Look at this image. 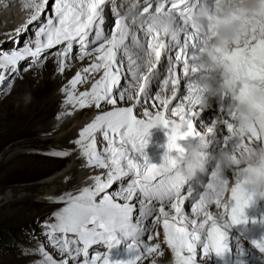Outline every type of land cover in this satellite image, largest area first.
<instances>
[{"label":"snow or ice","instance_id":"obj_1","mask_svg":"<svg viewBox=\"0 0 264 264\" xmlns=\"http://www.w3.org/2000/svg\"><path fill=\"white\" fill-rule=\"evenodd\" d=\"M109 3L116 18L114 30L106 33L105 6ZM222 3L223 0H143L140 8V0H135L128 12L121 15L115 11V0H54L51 5L49 0H24V6L32 10V15L25 26L17 30V35L27 31L28 24L41 21L46 9H50V14L45 16L35 30L34 38L23 48L0 49V70H3L0 71V83L8 80L12 72L26 71L33 64L42 67L48 55L57 57L61 74L70 70L73 60H87V65L82 64L63 89L66 93L64 103L74 109L94 107L99 111L80 130L73 143L88 167L106 170L94 176L93 186L83 188L78 195L65 193L58 198L65 201L66 206L54 213L56 223L47 225L48 235L52 245L66 258L57 261L44 253L43 264H110V250L124 239L131 240L128 247L136 252L127 264H140L146 255L161 247L159 243L149 244L141 239L146 231L150 232L143 227L149 216L162 226L164 242L171 249L175 264H203L211 260L213 254L217 264H223L233 251L232 240L237 250L235 264H246L243 258L246 250L240 242L243 236H231L234 226L249 222L245 209L251 198L242 190L240 178L231 189L230 199L209 200L207 189L211 188V183L202 192L187 189L186 194H182L185 183L178 181L171 171L176 162L171 153H182L181 140L200 137L205 147L209 145L193 123V117L198 115L194 110L200 105L192 96L201 77L192 62L196 59L194 53L204 50L202 45L206 41L203 37L212 32L214 15L208 16L207 30L202 33L192 22V13L202 6L211 13H218ZM160 13L174 18L171 33H162L153 27L151 21ZM244 23L251 34L248 38L231 49H211L222 67V72L217 75L230 76L235 85L229 95L232 103L225 104V98L220 99V111L231 122L229 119L221 121L226 125L228 135L216 142L222 143L221 150L230 149L227 151L233 153L234 158L249 145L264 141V17L246 19ZM133 26L143 32L146 44L137 38ZM130 34L131 46L126 43ZM163 37L170 38L167 44ZM131 47L138 51L133 54ZM53 48L57 49L55 53L45 55ZM121 52L123 55L118 59ZM162 54L167 57V65L158 69ZM125 56L133 83L126 81L121 86ZM23 61L29 63L21 69ZM177 66L186 89V94L180 96L181 78L177 76ZM161 72L166 73L163 78ZM194 75H198V79H192ZM89 80L90 87L81 90ZM153 80L159 82V91L150 105L155 111L145 108L143 118H138L134 108L141 104V98L144 101L151 99L149 85ZM177 99L181 102L172 106ZM119 101L134 103L119 107ZM245 101L257 111L255 124L246 129L237 128L234 126L235 106ZM105 105L111 106V110L105 111ZM154 127L167 130L166 151L159 165L151 163L145 152L149 130ZM207 132L212 133L213 127H208ZM98 133L107 145L102 150H98ZM71 154L70 150L47 153L59 158ZM242 172L264 175V169H239V176ZM215 174L212 170L210 178ZM69 179L65 178L66 181ZM186 201L191 202V217L184 210ZM210 205L217 209L215 213L209 210ZM134 212H138L135 222ZM57 233L62 236L58 237ZM69 234L75 238H70ZM155 235L159 237L160 233ZM153 238L152 234L147 236L148 241ZM250 243L261 254L257 258L264 264V238ZM98 244L105 245L108 251H97L90 256L89 249Z\"/></svg>","mask_w":264,"mask_h":264},{"label":"bare ground","instance_id":"obj_2","mask_svg":"<svg viewBox=\"0 0 264 264\" xmlns=\"http://www.w3.org/2000/svg\"><path fill=\"white\" fill-rule=\"evenodd\" d=\"M22 7H23V10L21 9ZM46 11H48V9H46ZM13 12L18 16L26 13V15L22 19V21L24 23L21 24V22H20V24L18 26L17 25L15 26L13 31L9 32L11 35V37H9V40H12L13 47H14V45H16L15 48H18L19 42H15L14 38L16 39L19 37V34L17 35V30H19V27L21 25L25 26L26 21L32 15V10L30 8H26L24 6V0H0V18H1L0 20H2V19L7 20L8 17H10L12 14H14ZM105 17L107 20L108 19V13L107 12H105ZM41 21H42V19H41ZM41 21H36V22L31 23V24H28L27 25V26H29L28 29L37 28V26H39ZM11 23H12V21H11ZM20 33H22V32H20ZM23 33H25V31ZM2 35H4V34H0V36H2ZM29 37H31L30 39L34 38V36H32V34L29 35ZM4 38H6V33L4 35ZM1 43L3 44V42H1ZM57 47H62V46H57ZM75 47L76 46H74V51H75ZM0 49H1V47H0ZM56 51H57L56 48L50 49V50H48V52L45 53V55H48L49 52L55 53ZM48 56H50V55H48ZM133 58H135V57H133ZM50 62L53 63V65L48 66V67L45 66L47 71H43L42 73H38V74L34 75V73H36V72L33 70V78H32V80L28 81L27 90H29V91L26 94L27 97L29 95H30V97L35 96L36 92L33 93L34 92L33 88L37 89L38 85L42 84V82L44 85H43V90L38 95V98H37L38 102H37L36 107L33 109L32 113L28 117H26V119L23 123V124H25L24 125L25 127L21 128L20 124H16V125H13L14 127L12 128L11 131L9 129V132H5V134H0L1 137L2 136H6V137L7 136H17L19 134H22V135H26V136L30 137V139H24L23 141L14 143L11 146L13 149H10V151L7 153L5 158L4 157L3 158H4V160H6V158L11 154L16 155V154L22 153L24 151H29V150L35 151V153H33V156H28L27 158L31 159V160L32 159H34V160L39 159L45 163L50 162L49 164L44 165L45 173L50 172L52 170H57L64 161L55 160L54 158H53L54 160H52L51 158L49 159V157L48 158L41 157L40 156L41 154L43 156L44 155L49 156V155H47V153L50 150H70L72 153L71 154L72 158H71V161L67 164V166L65 168H63L62 170H60L59 172H57L53 175L44 177V178L40 179L38 182H34L31 184H26V185H22V186H15L13 191L8 190L2 196H0V201H3V202L12 203V204H14V203L17 204L18 202L22 203L21 208L11 215V217H14L13 219H15L16 217H22V216L25 217L27 215H29L30 218H32L34 215H36L35 213H37V212H39V215L43 214L42 216L40 215V217H44L45 213L48 214L49 210H52V209L53 210H61V209H63L66 206V202L59 203V205L56 204V205H52V206L51 205L47 206V204L45 202L37 201L35 203L34 201L38 198H41L43 201L44 200L47 201L50 199L52 200L54 198L61 197V196H63V193L71 192L72 190H75L76 188L80 187L83 189L85 187H91V186H93V179L92 178L94 176H96L97 174H100V173L106 171V170H102V169H98V168H94V167H88L86 165L85 158L79 154V149L73 143V141L78 139L80 130H82V128L85 127L88 123H90L91 120L95 117V115L99 114V111L96 110L94 107L93 108H86V109H74L72 107V105L64 103L66 93H65V91H63V89H65L68 86V81L75 74V72L81 67V65L82 64L87 65L88 61L85 60V61L81 62L78 60H73L71 66H70V70L67 71L69 73L66 72L67 74H61L58 71L57 57L54 56V58L52 60H50ZM126 65L128 66V61L126 62ZM166 65H167V62H166V59L164 58L163 60H161V64L158 65V69L164 68ZM23 66H24V64L20 65V68L23 69ZM19 72L20 71H18L17 74L15 73L17 75V77L22 76V74L24 73V71L20 72V73ZM165 74L166 73L161 72V78H163V75H165ZM126 81L129 84L133 83L131 76L125 75L121 79V86H123ZM181 81L185 82L183 78H181ZM158 83L159 82L156 80H153L150 83V85H149V96L151 97V99L149 101H144L143 98H141V104L143 102H145L146 103L145 107L148 108L150 111H155V109L151 108L150 105H151L152 101H154V94L159 91ZM90 84H91V80H89V83L87 85L82 86L81 90H83V88L90 87ZM114 91H116V90H114ZM180 94H182V95L185 94V90H183V91L180 90L178 92V96H180ZM180 102L181 101L179 99L174 100L172 102V106H175V104H178ZM59 103L62 104V107L57 112L56 116L54 118H52L51 120L48 119V116L50 115V113H52L54 111V108ZM133 103H134V101H128V102L119 101L117 106H119V107L126 106L127 107V106H132ZM139 106H140V104L136 105V107L134 109L137 111V114H136L137 117L143 118L142 113L144 111V108L139 114V112H138ZM12 109H13V105H11L8 108L7 119L8 118L9 119L14 118L15 113L12 111ZM107 109L111 110V107L107 108ZM68 113H71V115H69ZM207 114H208L207 110H201L199 112V114L196 115L197 122H199L201 120H205L207 118L206 117ZM59 129L62 131L59 132L58 134H55L56 131ZM157 129H158V127H154L152 129H150L149 131H155ZM52 134H55V135H52ZM219 136H221V132L214 133L215 138L219 137ZM6 140H7V138H6ZM97 140H98V150H102L104 147L107 146L106 142L103 141V139L99 133L97 134ZM154 140H156L158 143H162L163 136H155ZM155 152H157V151H152V152L146 153L149 160L152 159L153 157H156L157 153H155ZM36 153L39 155H37ZM34 155H37V156H34ZM66 177H70V179L66 181L65 180ZM63 183H67V185H63ZM33 191L36 192L35 195L31 194V193H33ZM79 193L80 192H77V193L73 194V196L78 195ZM184 210H185V213L187 215H189L190 217L192 216L191 202L190 201H186L185 206H184ZM209 210L213 211L214 213L217 211V209L215 208L214 205H210ZM219 211H221V209ZM51 212H54V211H51ZM137 216H138V214H137ZM145 221H146V223L148 221H150V216ZM145 221H144V223H145ZM149 228H150V226H149ZM151 231H152V235L154 237L153 240L148 241L147 236L149 234L147 232H145L143 235L145 238H142L144 240V242L149 243V244H155V243H162L163 242L164 243L163 245L167 246V244L164 242V239H163L162 226L155 223L151 227ZM156 232L160 233L159 237H156V235H155ZM231 236L235 237L233 234H231ZM230 243H231L232 249L234 251L235 241L232 240V241H230ZM164 248L166 249V247H164ZM93 249L94 248H90L89 252H91ZM233 251L231 254L228 255V257H229L228 259L225 258L223 264H235V262L232 258ZM161 255H162L161 258L167 262L168 255H166V254H161ZM172 255L173 254H172L171 249H170V256H172ZM51 256L54 258L53 253H51ZM173 257H174V255H173ZM64 258H65L64 255L58 254L54 259H56L57 261H60ZM44 259H45V257L41 256V259H40L38 264H43ZM198 259H199V256H198ZM174 260H175V258H174ZM26 262H27V259H21V261H13L11 263L12 264H27ZM29 262H30V260H29ZM153 262H154V264H159V262L156 261V259H154V256L149 257L145 264H153ZM164 264H166V263H164ZM203 264H217V260L214 257V254H213V258L211 260H206L203 262Z\"/></svg>","mask_w":264,"mask_h":264},{"label":"clouds","instance_id":"obj_3","mask_svg":"<svg viewBox=\"0 0 264 264\" xmlns=\"http://www.w3.org/2000/svg\"><path fill=\"white\" fill-rule=\"evenodd\" d=\"M210 14L214 15L212 32L203 37L206 41L202 45L204 50L195 52L196 59L192 62L201 77L197 80L196 91L193 93L192 99L202 109L207 108L209 101L213 98L222 99L229 96L235 86L230 76L217 75L222 72V67L211 49L213 47L231 49L248 38L251 34L244 20L264 17V0H223L218 13H211L205 6L194 9L192 22L202 33L207 30ZM151 23L156 30L162 33H171L174 29V18L165 13L156 15ZM27 99H30V95ZM235 112V127L246 129L255 124L257 111L249 102L237 103ZM188 138L181 140L185 143L180 141L182 153L179 155L171 153L176 160L175 164L171 166V171L178 181L185 183L195 178L197 172L206 171L209 160L213 162V170L216 174L209 181L211 183V188L207 189L209 200L224 201L231 198V189L234 184L226 180V170L232 167L241 170L264 169V141L249 145L242 154H237L234 158L233 153L227 150H219L210 156L206 155L203 151L205 146L202 143L187 142ZM240 181L242 190L251 198L249 206L253 202L264 200V175H258L255 172H242ZM228 193L230 196L226 199ZM172 264H175V260Z\"/></svg>","mask_w":264,"mask_h":264},{"label":"rangeland","instance_id":"obj_4","mask_svg":"<svg viewBox=\"0 0 264 264\" xmlns=\"http://www.w3.org/2000/svg\"><path fill=\"white\" fill-rule=\"evenodd\" d=\"M49 13H50V9H48V11H46V13L41 16L42 21H44L45 16L48 15ZM15 15L16 14L14 13L10 16L11 18L8 17L7 20L2 19V21H0V34L5 35L6 33V38H4V35L0 36V45H1L0 47L3 50L10 51L15 48L16 45H14L13 47L12 40H9V37H11L9 32L13 31L15 26L16 25L18 26L20 22L21 24L24 23L22 20L15 21V19H13ZM22 27L23 26L21 25L19 29H21ZM28 27L29 26H27V29ZM37 28L28 29L27 31H25V33L23 32L19 33L18 38L16 39L14 38L15 42H19L18 48L24 47L25 43L29 41L28 40L29 35L32 34L34 36L35 30ZM1 42H3V44ZM53 58L54 55L48 56L47 60L44 61L42 67L35 66V64H33L31 67H27L29 61L21 62L20 65L24 64L23 68L27 67V70L24 71V73L20 77L19 76L17 77L16 75L18 71L12 72L11 75H9L8 72H5V75H9V79L5 80L3 83H0V134H5V132H9V129L11 131L12 128L14 127L13 125L16 124H20L21 128L25 127L24 126L25 124L23 123L26 117H28L32 113L33 109L36 107L38 102L37 101L38 95L43 90V85H44L42 82V84L38 85L37 89L33 88L34 89L33 93L36 92L35 96H31L30 99H27L26 94L29 91L27 90L28 81L32 80L33 78V70L36 72L34 73V75L38 73H42L43 71H47L46 67L53 65V63L50 62V60H52ZM12 77H15V79L13 80ZM9 80H11L10 87H9ZM11 105H13L12 111L15 113V116L12 119L10 118L11 119L10 120L9 118L7 119L8 117L7 111ZM145 106H146L145 102L140 104V106L138 107L139 114L143 110V108L145 110L146 108ZM61 107L62 104L59 103L54 108V111L50 113L48 119L51 120L52 118H54ZM110 107L111 106L109 105H105L104 109ZM61 131L62 130L59 129L56 131L55 134H58ZM24 139H30V137L22 134H19L17 136H7V137L0 136V196H2L8 190L13 191L15 186H22V185L38 182L40 179L44 177L53 175L59 172L60 170H62L63 168H65L67 164L71 161L72 158L71 155L64 158H59V157L57 158L46 155L43 156L41 154L40 155L41 157H46V158L49 157V159L51 158L52 160L55 159V160L64 161L57 170H52L50 172L45 173L44 165L49 164L50 162L45 163L39 159L36 160L28 159L27 158L28 156H33V153H35V151L32 150L24 151L16 155L11 154L6 158V160H4L5 156L10 151V149H13L11 146L16 142L23 141ZM126 181L127 180L124 181L125 184L127 183ZM63 185H67V183H63ZM81 190L82 188L79 187L76 188L75 190H72L71 192H66V193H71V195H73L77 192H80ZM31 194L35 195L36 192L33 191V193ZM64 194L65 193H63V195ZM58 198H54L52 200L50 199L47 201L46 200L43 201L41 198H38L34 202L35 203L37 201L45 202L47 206L50 205L52 206L56 204L59 205V203L65 202L62 200H58ZM21 206H22L21 202H18L17 204L15 203L12 204V203L0 201V264H12L11 262L21 261V259H27L26 262L27 264H38L41 259V256L44 257V253H48L49 255L53 253V256L55 258L60 253L58 249L54 247L51 243V240L48 235L49 229L47 225L56 223V217L54 213L60 210H53V209L49 210L48 214L45 213L44 217H40V215L42 216L43 214L39 215V212H37L35 213L36 215H34L32 218H30V216L27 215L25 217L24 216L16 217L15 218L16 220L13 219L14 217H11V215L17 210H19ZM143 224H144L143 227L150 230V232L149 231L146 232L148 234H152L151 227L155 224V222L153 221V217L150 216V221H148L147 223L145 221V223ZM57 236L60 237L62 236V234L57 233ZM69 237L75 238L73 234H69ZM159 244L161 245L160 249L157 252L151 253L150 255H146L142 259L140 264H145L148 258L152 256H154V259H156V261H158L159 264H164V263L172 264V262L174 261V257L173 255L170 256V249L168 248V246L163 245L164 244L163 242ZM164 247H166V249ZM94 251L95 250L93 249L91 252ZM161 254L168 255L167 262L161 258L162 257ZM226 258L228 259L229 257L226 256ZM28 259L30 260V262Z\"/></svg>","mask_w":264,"mask_h":264}]
</instances>
